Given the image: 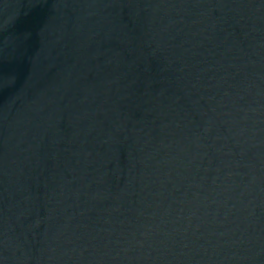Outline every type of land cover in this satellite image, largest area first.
<instances>
[{"label":"water","instance_id":"1","mask_svg":"<svg viewBox=\"0 0 264 264\" xmlns=\"http://www.w3.org/2000/svg\"><path fill=\"white\" fill-rule=\"evenodd\" d=\"M0 264H264V0H0Z\"/></svg>","mask_w":264,"mask_h":264}]
</instances>
